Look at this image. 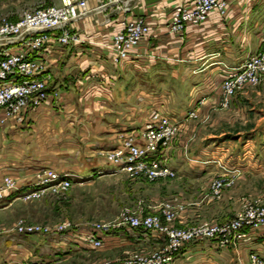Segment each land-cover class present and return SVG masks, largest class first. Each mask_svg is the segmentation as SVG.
<instances>
[{
  "label": "crops",
  "instance_id": "0c3cea01",
  "mask_svg": "<svg viewBox=\"0 0 264 264\" xmlns=\"http://www.w3.org/2000/svg\"><path fill=\"white\" fill-rule=\"evenodd\" d=\"M191 1L129 0L128 11L113 5L94 11L104 0H87L88 12L69 25L79 42L63 46L52 39L46 50L48 88L58 90V96L26 109L21 119L3 117L0 110L4 118L0 121V183L10 175L17 184L16 190L0 198V228L4 225L0 264H68L92 253L97 257L86 262L108 258L123 264L122 255L132 250L148 252L163 243L160 232L127 226L102 233L100 248L84 242L91 226L49 234H20L8 227L14 220L11 210L24 202L21 196L33 188L37 170L53 168L73 183L121 172L102 155L120 144L121 135L140 141L141 129L154 112L182 122L195 104L211 108L219 100L225 71L264 51V0H226L223 14L214 10L201 23L172 32L168 24L173 7ZM138 16L144 17L149 31L134 53L116 64L107 46L121 21ZM2 48L18 52L26 46L15 43ZM262 126L252 140L257 153L226 157L228 170L238 172L241 180L264 172V153H260L264 121ZM207 151L200 147L189 154L195 161ZM169 154L167 166L176 177L188 178L199 171L192 164L176 163L173 151ZM175 222L179 227L189 225L190 214L182 213ZM251 251L264 259V228L250 231L235 247L220 248L211 240L189 242L174 264H248Z\"/></svg>",
  "mask_w": 264,
  "mask_h": 264
},
{
  "label": "built area",
  "instance_id": "2783aa9c",
  "mask_svg": "<svg viewBox=\"0 0 264 264\" xmlns=\"http://www.w3.org/2000/svg\"><path fill=\"white\" fill-rule=\"evenodd\" d=\"M106 5H113L123 11L129 10V0H104L93 10H101ZM226 5V0H192L190 3L177 4L171 12L168 28L180 33L187 25L204 21L214 10L223 14ZM87 12V0H62L60 5L25 11L15 23L0 20V110L3 117L21 119L26 109L44 102L49 96H58V90L48 88L50 76L46 72V50L52 39L63 46L78 43L79 36L70 30L69 25ZM120 24L121 28L113 34L111 43L107 46L113 52L112 61L116 64L128 59L149 31V25L142 16L123 20ZM15 43H25L26 49L11 52L2 48ZM263 75L264 51L249 55L239 67L227 69L222 83L223 103L226 104L235 91L257 84ZM191 115H194L193 110L188 111L186 116ZM3 119L0 118V121ZM179 123L154 112L141 129L140 141L121 137L117 147L107 150V162L118 166L120 170L127 167L131 172L142 173L149 179L174 176L175 172L162 163L160 152ZM72 184L67 174L46 167L35 172L33 188L24 192L22 197H39L47 187L67 189ZM221 185V180L215 182L216 194ZM16 189L15 179L10 175L4 176L0 183V198ZM168 206L171 205L167 204ZM162 214L169 223L173 222L176 213L165 209ZM121 226L157 231L164 235L161 245L152 251L136 252L124 257L123 264H174L181 248L189 242L212 239L220 248L236 246L248 238L250 231L264 228V204L248 202L240 213L223 223H201L185 228L164 225L158 215L138 216L125 213L111 225H92V230L84 236V242L100 248L103 244L100 235ZM71 228L73 227L68 225L52 228L46 225L21 224L15 231L20 234H49L61 233ZM247 261L248 264H264V259L256 251L248 253ZM29 264L45 263L35 261ZM102 264L113 263L104 260Z\"/></svg>",
  "mask_w": 264,
  "mask_h": 264
},
{
  "label": "rangeland",
  "instance_id": "374dc122",
  "mask_svg": "<svg viewBox=\"0 0 264 264\" xmlns=\"http://www.w3.org/2000/svg\"><path fill=\"white\" fill-rule=\"evenodd\" d=\"M61 2L62 0H0V20L15 23L25 11L60 5ZM222 83L223 79L218 102L211 108H205L202 103L195 104L194 115L186 116L188 111L185 113L183 121L178 124L160 152L163 164L168 165L171 156L169 153L173 151L176 163H181L184 167L192 164L199 169L196 175L181 178L175 174L149 179L126 167L115 175L80 180L67 189L47 187L39 197L24 199L21 196L24 202L11 210L10 216L14 220L8 228L15 231L21 224H38L52 228L68 225L84 229L96 224L111 225L125 213L138 216L158 215L162 224L175 227H179L175 221L182 213L190 214L189 225L181 227L185 228L201 223H223L240 213L248 202L264 204V172L241 180L238 172L228 170L225 164L229 153H257L256 143L252 140H255L253 138L263 128L264 75L257 84L235 91L226 104L223 103ZM123 136L136 140L132 135H121ZM262 145L264 146V140L260 141V150ZM200 147L209 151L199 153L201 157L193 158V161L189 153L191 150L195 153ZM106 153L104 151L102 155L108 161ZM260 153H264V150ZM211 156L215 159H211ZM219 180L223 185L216 194L214 184ZM167 204L171 206L167 207ZM165 209L176 213L173 222L168 223L164 219L162 213ZM5 217H9V214L1 219ZM3 226L0 231L4 229ZM136 252L141 251L132 250L122 257ZM96 257L97 254L92 253L68 264H102L104 260H108L102 258L95 263L86 262L87 258L93 260Z\"/></svg>",
  "mask_w": 264,
  "mask_h": 264
}]
</instances>
